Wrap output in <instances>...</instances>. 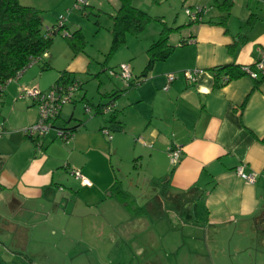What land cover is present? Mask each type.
Returning <instances> with one entry per match:
<instances>
[{
	"label": "crops",
	"instance_id": "0c3cea01",
	"mask_svg": "<svg viewBox=\"0 0 264 264\" xmlns=\"http://www.w3.org/2000/svg\"><path fill=\"white\" fill-rule=\"evenodd\" d=\"M105 1L111 19L119 0ZM86 2L91 8L103 6L99 0ZM132 3L162 25L178 28L168 36L171 53L155 61L146 75L147 49L161 26L149 23L141 33L127 34L117 50H123L118 64L98 67L87 51L82 18L71 14L68 5L50 22L41 14L43 25L65 16L68 31H82L84 49L74 54L66 39L53 38L42 59L0 92V264H128L137 257L139 264H160L161 259L149 261L143 254L144 245L160 249L149 214L162 216L164 201L170 204L168 220L172 216L183 227L230 230L235 264H264V250L253 255L246 250L253 244L264 249V78L243 74L218 84L212 73L257 59L264 48V0ZM185 7L205 10L199 21H190ZM110 23L103 28L96 19V26H87L94 40L105 39L106 50ZM123 62L133 75L129 87L117 79L101 80L99 68ZM193 69L199 73L189 83L184 72ZM62 71L79 80L91 76L98 81L96 90L88 89L92 83H81L74 101L62 108L37 146L23 132L35 121L37 105L20 97V91L32 86L47 90ZM170 73L175 79L165 91ZM109 102L113 111L102 113L101 105ZM57 128L74 130L64 140ZM105 128L108 134L102 133ZM174 146L181 157L172 165L168 150ZM239 166L256 173V181L242 179ZM73 169L91 185L75 178ZM115 186L128 196L130 207L112 193ZM205 243V254L216 262ZM128 248L133 250L125 258Z\"/></svg>",
	"mask_w": 264,
	"mask_h": 264
},
{
	"label": "trees",
	"instance_id": "16d2710c",
	"mask_svg": "<svg viewBox=\"0 0 264 264\" xmlns=\"http://www.w3.org/2000/svg\"><path fill=\"white\" fill-rule=\"evenodd\" d=\"M132 1L119 0V7L111 17V44L106 57L111 56L125 43L127 34H138L152 20L149 14L135 7ZM86 5L81 6L83 14H86ZM41 14V10L23 5L19 0H0V86L4 87L7 79L18 71L26 70L33 60L39 59L40 61L49 50L54 36L61 34L62 30L68 32V35L63 37L74 54L84 49L85 39L80 29L70 32L66 29L65 23L57 29L55 24L44 26ZM176 29L178 28L162 25L159 37L147 49L148 61L142 71L143 76L155 61L164 60L171 53L172 47L168 44V36ZM212 73L215 83L218 84L225 83L220 82V77L223 74L228 75L227 81L244 74L240 68L234 65L215 68ZM69 77V74L62 71L57 81L66 82ZM72 130L74 129L70 131ZM112 193L130 207L128 196L119 187L115 186Z\"/></svg>",
	"mask_w": 264,
	"mask_h": 264
},
{
	"label": "rangeland",
	"instance_id": "374dc122",
	"mask_svg": "<svg viewBox=\"0 0 264 264\" xmlns=\"http://www.w3.org/2000/svg\"><path fill=\"white\" fill-rule=\"evenodd\" d=\"M74 1L75 0H21L20 2H22L25 5L35 4L38 8L42 10L44 20L46 22H50L53 18L52 17L53 14H57L58 11L65 12V8L68 5H69V8H73L75 4ZM99 1L103 2V6L98 7L97 4L95 7H92V8L87 6L86 14H83V12H81V9H73L71 10L70 13L78 14L79 17L82 18V23L85 25L84 29L86 28L85 34H86L87 51L93 58V62H92L93 65H98V67H101V66L102 67L103 66L114 67L115 65L118 64V61L116 60L121 57L122 55L121 53L123 50H121V52H118L117 54V50H118L117 49L116 52L113 53L111 56L106 57L109 49L106 50L105 45H103V41L105 39L101 38V40H98V39L94 40L93 35H91V32L88 31L87 29V26L88 27L96 26L94 24V21L96 19L99 21V24L103 26V28L108 27L111 24L110 23L111 19L107 14V12H110L108 4L106 3L105 0H99ZM97 7L100 11L96 9ZM98 13H99V17L95 18L98 16ZM58 17L59 16H57V18ZM149 23H151L150 25H159L162 27L160 20H158V18L156 19L155 17L154 18L152 17V20ZM149 23H147L145 27ZM68 26L69 27L71 26L70 23L68 24ZM72 28L74 27L72 26ZM103 35H105V32L101 33V36ZM145 35H149V32L145 33ZM57 37L62 40L65 39L61 34H57L56 36H54V39H56ZM64 41L66 42V40ZM103 48L106 50V52L104 54L103 53L97 54V49H103ZM115 56H116V59H115ZM28 71H30V69ZM99 75L103 82L104 81L108 82L109 80H111V78L113 79L112 83L116 82L114 81L115 78L109 76L108 69L103 71L101 70V68H99ZM82 78L80 77V80L84 86L86 83H92L93 85H88V89H90V91L96 90L95 83H98L96 79L91 78V76L88 77L87 79H82ZM164 204L165 205L162 204V209H161V211H163L162 216L149 214L153 224H155L156 226L155 229L157 232L158 241H160L157 243L159 244L160 249L157 251L155 250V248H153L152 250L151 249L149 250L148 248H146L147 246L144 245L146 250L143 254V257H146V259L148 260L159 258L161 259L160 264H235L234 262L235 261L234 259L235 251H233L235 247L232 245V242H231L232 233L230 230L229 231L221 230L220 232H216L215 230L211 228L205 231L202 228L200 229V228L194 227L193 229H191V228H188L187 226L183 227L181 225V221H179L176 218H173L172 216H169V220H168L167 215H171V212L168 213L169 211L166 212L165 210L166 209L168 210L170 208V204H168L165 201H164ZM199 212L201 213V210H199ZM197 224L200 225L199 223ZM205 236H206L207 241H205L206 240ZM205 242H207L208 244L207 250L209 251V253L212 254V256H214V260H216V262L211 261L210 254H208V256L207 254H205V251H206ZM215 243H217V245ZM113 250H115V252L119 251V249H113ZM130 250H133V248L131 249L128 248L126 250L125 252L126 254L123 255L125 256V258H127ZM246 250L247 252H250L253 255L255 251L257 250L262 251L264 249H259L257 248V246H255V244H253V245H250ZM123 251L124 249H122V253ZM215 254L217 256V259L215 257ZM140 259H141L140 257H137L128 264H139ZM250 264H255V263H250Z\"/></svg>",
	"mask_w": 264,
	"mask_h": 264
},
{
	"label": "built area",
	"instance_id": "2783aa9c",
	"mask_svg": "<svg viewBox=\"0 0 264 264\" xmlns=\"http://www.w3.org/2000/svg\"><path fill=\"white\" fill-rule=\"evenodd\" d=\"M86 0H76L73 9H81L82 5H86ZM205 10V7H195L191 9L185 7L184 11L190 21H199L200 14ZM69 12V11H68ZM65 23V16L60 15L55 23V28H60ZM62 36H67L68 32L61 31ZM45 55V54H44ZM39 59L33 60L36 63ZM30 64L29 66H31ZM240 70L249 76L253 80L264 78V48L259 50L257 59L250 65L241 66ZM25 69L18 71L14 76L7 79L6 83L18 80ZM199 70L193 69L184 72V76L189 83H194L197 79ZM110 77L117 79L125 88L129 87L133 82V75L129 63H120L116 68L108 69ZM175 79V74L170 73L166 77V82L163 85V90H168L170 83ZM228 75L223 74L220 78V82H226ZM4 84V85H5ZM3 86H0V89ZM81 88V82L75 76H70L66 82L57 81L49 89L40 90L35 86L23 87L20 91V97L30 98L37 105V117L35 121L26 127H24V134L35 142L37 146L40 145L41 138L54 126L55 120L59 117L62 108L74 101L77 92ZM84 111L90 112V106L84 103ZM102 113H110L113 111V103L103 104L100 107ZM57 136L66 140L72 132L65 128H57ZM4 129L0 123V137L3 135ZM102 133L108 134V129H102ZM168 157L170 163L175 165L179 162L181 157V149L178 146H174L168 150ZM238 175L246 182L254 183L257 179V174L254 172H244L243 167L239 166L236 169ZM72 175L79 179L84 185L90 186L91 182L87 177L82 175L79 170L73 169Z\"/></svg>",
	"mask_w": 264,
	"mask_h": 264
}]
</instances>
